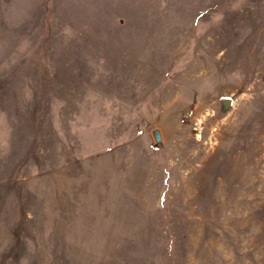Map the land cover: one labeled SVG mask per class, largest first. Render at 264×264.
<instances>
[{
	"label": "rangeland",
	"instance_id": "1",
	"mask_svg": "<svg viewBox=\"0 0 264 264\" xmlns=\"http://www.w3.org/2000/svg\"><path fill=\"white\" fill-rule=\"evenodd\" d=\"M0 264H264V0H0Z\"/></svg>",
	"mask_w": 264,
	"mask_h": 264
},
{
	"label": "water",
	"instance_id": "2",
	"mask_svg": "<svg viewBox=\"0 0 264 264\" xmlns=\"http://www.w3.org/2000/svg\"><path fill=\"white\" fill-rule=\"evenodd\" d=\"M153 135H154L155 140L158 141L159 140V135H158V131L157 130H155L153 132Z\"/></svg>",
	"mask_w": 264,
	"mask_h": 264
}]
</instances>
